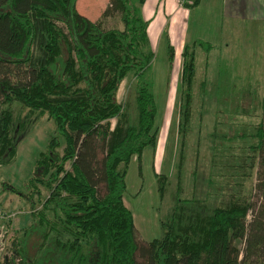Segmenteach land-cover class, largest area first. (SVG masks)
Returning a JSON list of instances; mask_svg holds the SVG:
<instances>
[{
    "label": "trees",
    "instance_id": "16d2710c",
    "mask_svg": "<svg viewBox=\"0 0 264 264\" xmlns=\"http://www.w3.org/2000/svg\"><path fill=\"white\" fill-rule=\"evenodd\" d=\"M76 1L0 0V167L14 161L32 125L42 117L53 124L24 182L26 192L2 181V189L30 202L32 222L1 264H264V171L259 203L243 186L256 164L264 169V95L254 131L236 136L250 138L249 153L232 164L225 200L222 190L183 197L181 159L197 52H208L212 44L199 40L191 50L184 47L175 197L161 216L162 236L145 242L123 201L127 165L154 147L159 126L145 0L108 1L100 16L118 14L122 28H105L102 19L82 15ZM181 1L190 8L201 0ZM167 51L171 59L168 40ZM129 74L135 85L133 121L126 103L117 100ZM157 176L162 196L168 179ZM3 235L0 226V251Z\"/></svg>",
    "mask_w": 264,
    "mask_h": 264
},
{
    "label": "rangeland",
    "instance_id": "374dc122",
    "mask_svg": "<svg viewBox=\"0 0 264 264\" xmlns=\"http://www.w3.org/2000/svg\"><path fill=\"white\" fill-rule=\"evenodd\" d=\"M108 1L98 0L97 4L104 10ZM151 1L145 4L149 9H151ZM95 3L91 0L88 5ZM155 3L156 1L151 6ZM194 8L196 7H190L192 11L186 20L187 44L182 48L178 43L181 47L180 51L179 48L176 49L175 36H169L167 29L165 31L162 29L160 34L162 37L158 38L159 33L157 35L156 32L160 19H156V25L154 22L148 29L150 44L154 51L150 72L158 115L164 112L161 108L166 107L168 100L176 101L173 107V110H176L171 114V108L167 107L165 113V120L175 124L176 151L170 156L167 146L169 143L166 144V131L163 132L162 126L158 129V123H156V160H152L151 157L154 147H146L142 151L140 160L131 158L127 165L126 189L123 196L132 212L139 238L145 242L162 236L160 219L162 214L172 206L175 197L174 167L178 159V145H180L176 125L179 126L180 122L181 103L180 83L177 77L181 75L184 47L188 45L191 50L197 47L199 40L212 44L208 52L200 49L197 52L192 119L187 129L181 159L183 197L203 198L205 192L212 193L214 196L217 194L213 191L222 190L220 197L225 200L229 193V186L232 184L230 176L233 171L232 164H235L238 156L240 158L249 153L250 138L241 140L236 136L243 134L246 129L253 132L255 124L262 116L260 108V101L264 95V17L262 13L258 14L256 26L248 30L246 26L249 23L244 19L242 23L239 22L240 26L236 24L238 22L236 19L225 16L223 14L225 12L214 13L206 10L204 13L202 11L198 13ZM144 10L147 11L148 8L144 7ZM100 15L94 20L102 19L103 27L122 28L118 14L103 18ZM143 15L145 16L144 12ZM167 40L173 47L174 53L171 59L167 51ZM134 86L129 74L122 81L117 92V100L126 103L131 121L136 113ZM111 122L113 127L115 119ZM161 123L164 124L162 120ZM52 130V122L42 117L18 142L19 153H16L14 161L10 163L12 165L7 169L6 167L10 164L0 167V212L5 216L4 219H0L4 234L0 264L3 257L10 253L12 242L32 222L29 213L30 202L16 193L2 189V181L7 180L15 188L26 192L24 182L32 174L39 153L46 149ZM233 153L235 157L231 156ZM263 171V167L256 164L251 177L243 185L244 191L251 193L253 202L259 203L262 200L258 184ZM193 172H195L194 175ZM159 174L165 175L168 179V187L162 196L158 186L157 175ZM7 175L9 177H6ZM46 193L47 191L42 188V198ZM34 201L36 203L37 199ZM36 207H40L38 202ZM251 217L249 214L248 220ZM28 247H30V255L33 254L32 238L29 240ZM243 247L244 244L240 246V249Z\"/></svg>",
    "mask_w": 264,
    "mask_h": 264
},
{
    "label": "crops",
    "instance_id": "0c3cea01",
    "mask_svg": "<svg viewBox=\"0 0 264 264\" xmlns=\"http://www.w3.org/2000/svg\"><path fill=\"white\" fill-rule=\"evenodd\" d=\"M91 0H77L76 1V8L78 11H80L82 14H84L86 17H88L91 20H94V18L100 15V12L103 10L102 7H99L97 4L98 0H94L96 2L94 5H88V3ZM149 0H145L144 4L142 6V12L145 14V18L149 20V27L151 26L152 23L155 22L156 25V19H160V24L158 25V31L156 34L158 35V38L162 37L161 32L162 29L164 31L167 29L168 35L169 36H175V39L177 42L175 43L176 49L179 48L178 50H181V47L179 44L182 46L187 44L186 42V37H187V32L185 31L186 28V20L189 18V15L191 13L190 8H185L181 6L180 0H152L150 2V8L145 6V4ZM156 1V3L151 6V4ZM155 6V10H153ZM144 7L148 8L147 11L144 10ZM194 8L195 11H202L203 13L206 10L213 11L214 13H220V12H225L223 13L225 16H231L232 18L236 19L238 22L236 24L240 25L242 23V20L244 19L245 22L249 23L247 24L246 28L250 30L251 27L256 26V20L258 21V14L259 12L262 13L264 17V0H201L200 3L195 6ZM100 9H102L100 11ZM146 12V13H145ZM230 12V14H229ZM240 22V23H239ZM244 25V24H243ZM222 27V26H221ZM148 35H149V30H148ZM158 39V40H159ZM173 40V38H171ZM179 43V44H178ZM178 52V51H177ZM178 78V83H180V74ZM176 103L175 100H168L167 105L164 108H161L164 112L159 115V126L158 129L162 126L163 127V132L166 131V144L168 146L169 154H173V152L176 151V143H175V124L173 123H168V121L165 120V113L166 109L171 108V114L172 111L174 112L176 109L173 110L174 104ZM170 114V115H171ZM161 120L164 122V124L161 123ZM178 127V125H176ZM156 144L153 148L152 152V160L155 159V152H156ZM19 153V147L17 149V154ZM142 155V154H141ZM141 157V156H140ZM140 157L138 158L137 155L132 156V160H140ZM131 160V159H130ZM12 164L10 165H5L7 168H9ZM3 167V166H2ZM153 168V167H152ZM6 177H9L8 175ZM123 201L124 204L127 206L126 199L123 196ZM129 208V207H128Z\"/></svg>",
    "mask_w": 264,
    "mask_h": 264
},
{
    "label": "built area",
    "instance_id": "2783aa9c",
    "mask_svg": "<svg viewBox=\"0 0 264 264\" xmlns=\"http://www.w3.org/2000/svg\"><path fill=\"white\" fill-rule=\"evenodd\" d=\"M182 1L180 0V3H181ZM0 217H2V214H1V212H0Z\"/></svg>",
    "mask_w": 264,
    "mask_h": 264
}]
</instances>
